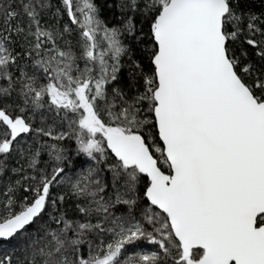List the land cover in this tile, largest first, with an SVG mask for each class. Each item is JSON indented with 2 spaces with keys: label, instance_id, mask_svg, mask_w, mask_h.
Returning a JSON list of instances; mask_svg holds the SVG:
<instances>
[{
  "label": "snow or ice",
  "instance_id": "obj_1",
  "mask_svg": "<svg viewBox=\"0 0 264 264\" xmlns=\"http://www.w3.org/2000/svg\"><path fill=\"white\" fill-rule=\"evenodd\" d=\"M0 264H264V0H0Z\"/></svg>",
  "mask_w": 264,
  "mask_h": 264
}]
</instances>
